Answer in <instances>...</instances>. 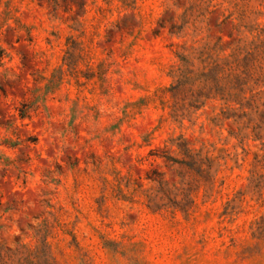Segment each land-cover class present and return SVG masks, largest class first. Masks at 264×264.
Masks as SVG:
<instances>
[{"label":"rangeland","instance_id":"374dc122","mask_svg":"<svg viewBox=\"0 0 264 264\" xmlns=\"http://www.w3.org/2000/svg\"><path fill=\"white\" fill-rule=\"evenodd\" d=\"M263 112L264 0H0V264H264Z\"/></svg>","mask_w":264,"mask_h":264},{"label":"trees","instance_id":"16d2710c","mask_svg":"<svg viewBox=\"0 0 264 264\" xmlns=\"http://www.w3.org/2000/svg\"><path fill=\"white\" fill-rule=\"evenodd\" d=\"M258 95L256 94V95H253V96H251L249 99H247V102H246V106L243 104V103H240L241 104V106L242 107H250V108H255L256 109V111H259V106H255V103H256V97H257ZM247 97H245V99H246ZM244 99V98H243ZM227 114V117H236V118H241V117H243V116H247L248 115V113L247 112H244L243 114H241V115H239V116H237V114L236 113H229V112H227L226 113ZM263 114H264V112H263ZM236 120V119H235ZM262 127H263V125L262 124H258L255 128L256 129H259V132H257V137H259L260 139H262V136H261V129H262ZM264 139V138H263ZM263 145H264V142H263ZM264 160V159H263ZM261 177H264V175H262ZM264 182V181H263ZM263 201H264V199H263Z\"/></svg>","mask_w":264,"mask_h":264}]
</instances>
